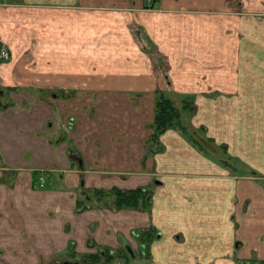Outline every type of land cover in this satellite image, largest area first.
<instances>
[{
    "label": "crops",
    "instance_id": "obj_1",
    "mask_svg": "<svg viewBox=\"0 0 264 264\" xmlns=\"http://www.w3.org/2000/svg\"><path fill=\"white\" fill-rule=\"evenodd\" d=\"M7 2L0 0V44L11 51L0 66V179L5 168L21 174L0 182V249L19 263L28 246L64 252L91 234L112 245L109 231L128 235L152 222L165 235L153 246L161 264H264V0ZM236 8L244 14L213 13ZM162 97L184 113L150 154ZM184 110L213 147L220 126L233 130L229 154L257 153L252 165L261 173L235 175L216 148L200 154ZM43 171L46 189L35 179ZM82 177L87 189H135L152 178L163 186L151 215L96 203L77 214Z\"/></svg>",
    "mask_w": 264,
    "mask_h": 264
},
{
    "label": "flooded vegetation",
    "instance_id": "obj_2",
    "mask_svg": "<svg viewBox=\"0 0 264 264\" xmlns=\"http://www.w3.org/2000/svg\"><path fill=\"white\" fill-rule=\"evenodd\" d=\"M6 44V43H5ZM8 63V62H7ZM0 84H4L3 79L0 77ZM73 120L70 121V128H73ZM156 140L154 139V135L150 138V143H154ZM159 145H152L147 144V149L150 154H157L161 152V148H159ZM69 156L71 158H74L76 160L80 159L81 155L80 153L75 150L71 149L69 152ZM83 165V164H82ZM81 165V167H82ZM80 169V167H79ZM82 173L86 172V169L81 168ZM48 171L39 172L35 177V179H40L43 181L45 186L44 179L49 178ZM152 175V174H151ZM153 176V175H152ZM85 178L82 177L80 187H79V195L78 201H82L83 203L77 204L76 212L77 214H81L87 210H90L92 208V203L95 202L96 204H100L102 208L109 209L113 212H119L125 209H131L135 211H140L143 213H149L152 214L153 209V203H154V195L156 193L155 190L162 188L163 182H161L159 179L152 178L151 182L148 185L145 186H139L135 189H121L119 187H112L111 189L105 190V189H98V188H92L87 189L85 188ZM116 190L122 191V192H129V191H136L140 190L142 193L146 194L148 197H150V201L147 203L146 207L141 208H117L115 205V192ZM108 201L106 203L105 201ZM109 206V204H111ZM109 206L105 207L106 205ZM144 204H142L143 206ZM103 223H108L110 226V221L108 216H103ZM103 223L101 227V223L99 221V229L103 228ZM98 224L92 225V232L94 233ZM109 234L113 237V241L115 242L112 245H99L94 240L93 235L88 238V241H93L92 245L90 247H94L97 249L96 253L93 254H86V256L83 257V259L80 261L78 260H64V261H54L51 264H161V262H156L155 255L153 251V246L155 243H159L165 238L164 233L158 229L152 222L147 225H139L133 230L130 231L128 235H125L123 231L116 229L115 231H109ZM69 248L74 247V241L69 242ZM196 264H200L198 261L195 262ZM176 264V263H173Z\"/></svg>",
    "mask_w": 264,
    "mask_h": 264
},
{
    "label": "rangeland",
    "instance_id": "obj_3",
    "mask_svg": "<svg viewBox=\"0 0 264 264\" xmlns=\"http://www.w3.org/2000/svg\"><path fill=\"white\" fill-rule=\"evenodd\" d=\"M7 1H5V3H8ZM237 1H240V0H237ZM2 5H5V4H2ZM203 11H205V10H203ZM214 11H213L214 14H216V12H217L219 15L229 14V15H234V16H241L245 12V10H242V9H239V8L230 9L227 12H222V10H214ZM209 13H212V11H210ZM3 65L4 64H1L0 63V66L1 67ZM4 87H5V84H3V85L0 84V91ZM190 106H191V108H190L191 110H192V107H194L193 110H192V112L197 113V105L191 104V105L188 106V108ZM3 107H5V105ZM218 110H219L220 114L222 113V116L220 115L219 119L225 121L226 118L228 117L227 107L226 106H222V108H219ZM184 111L187 112L188 110H184ZM181 112H183V111L181 110ZM205 112L208 115L210 114L211 111H210V108L208 106H205ZM187 113L188 114L185 113L186 114L185 116L187 117V120L185 122V125L187 127V131L191 130V132L189 131L188 133H193V135L191 134V136L194 137V139L198 142L197 144L200 145L199 146V152H200V154H202V155H204V156H206V157L209 158L210 155H211L210 152L211 151H214L215 148H216V150L219 149L220 157H222V159L220 158L222 164L226 168H228V169L229 168H232L230 170L235 175H237V176H243L245 174H248L249 172H250V174L256 173L257 175H259L261 173L258 170V168H255L252 165V163L256 161L257 153H253V152H244L243 153V152H241L239 154V156H237V157L231 156L229 154L228 147H229V144L232 142V139H233V136H232L233 130H232L231 135H229L228 134V131L225 129V127H223V125L220 126L219 127V130L221 131V134H220L219 138L217 139V143L215 144V147H213V145H211L212 143H209V140L207 139L206 135L204 134V129L202 128L203 126L201 128H197V129L195 127H193L194 126V119H193V117L195 116V114L194 113L191 114V112H189V111ZM235 114H237V113H235ZM241 117L243 118V116H241ZM238 124H240L243 128H245V130H246V132L248 134L250 132H252L251 131L252 130L251 129V126L252 125L249 124V122L247 120L245 121L244 118L241 121H239ZM232 127H233V124H232ZM74 129H75V127H74ZM194 129L196 130V132L194 131ZM186 138H187V140H189L191 142V139L192 138L189 139V137H187V136H186ZM240 138H242V137H240ZM241 140H242V142H240V143H242V144L244 143L245 146H248L246 144V140H243V139H241ZM248 140H250V139H248ZM153 144L155 145V143H153ZM156 145H160V143H156ZM159 148H161V150H162V146L161 145H160ZM223 155H226L227 158L224 157ZM217 160L214 158V160H212V161L216 162ZM235 166H239V167L235 168ZM179 171H182V170L179 169ZM4 173L6 175H4V177L2 179H0V182L1 183L3 182L2 180H5L6 178L7 179H10V180H14V181L17 180L18 181L19 178H20L19 177V174H21V171H18V170H10L9 168H5L4 169ZM38 173H36V174H38ZM33 174H35V173H33ZM44 182L47 183L48 182V179L47 178L44 179ZM11 186L12 187H10V188L13 189L14 185H11ZM57 187H61V185H59ZM63 188H65L64 185H63ZM44 189H46V188H44ZM45 200L46 199H44L43 201H45ZM105 202L108 203L107 200ZM78 203L81 204L83 202L82 201H78ZM93 203H95V202H93ZM111 205H112V203L109 204V206H111ZM13 206H14V209H19L18 212L20 213V215L23 216L22 209H20L18 206H16V202H14V205ZM109 206L106 205L105 207H108L109 208ZM27 213H29V212L27 211ZM49 218L51 219V218H53V216L50 215ZM25 219H26V217H25ZM44 219H45V217L42 218L43 221H44ZM43 226H45V225H43ZM27 228H28V226H26V229ZM71 230L72 229H71L70 224L69 225L66 224L64 226V234L68 235V233H72L73 230L72 231ZM75 231L73 232L74 233V237L75 238L76 237H79L80 234L78 233V230H75ZM28 233L29 232H27V234ZM91 236H92V234H91ZM26 240H27V243H31V242H29V239H26ZM47 240L49 242V240H51V238H47ZM73 241L75 243L74 244V247L73 248H69L68 247V249H67L68 251L66 250L67 252L66 251L62 252L63 250H60V249H57V248H55V249H53V248L45 249L44 248V249H37L36 251H34L33 248H31L29 246H28V248L25 247V251H26L27 257L29 256L31 259H32V253L34 251L33 254H34L35 260L34 259L31 260V259L25 257L24 259H22L23 262H19V263L18 262H15L14 258L7 256L9 254V252H7L4 249H0V264H51L54 261H61L62 262L64 260H68V259L78 260V261L80 260L81 261L83 259V257L86 256V254H93L94 252L96 253V251H97L96 248L90 247L92 245L93 241L91 242V241H88V239H87L86 246H81V247L78 246L77 241H75V240H73ZM164 247H166V246H164ZM166 249L167 248H165V250ZM165 252L167 253L168 250L165 251ZM173 263L174 262H172L171 264H173Z\"/></svg>",
    "mask_w": 264,
    "mask_h": 264
},
{
    "label": "trees",
    "instance_id": "obj_4",
    "mask_svg": "<svg viewBox=\"0 0 264 264\" xmlns=\"http://www.w3.org/2000/svg\"><path fill=\"white\" fill-rule=\"evenodd\" d=\"M180 118L181 111L175 107L173 102L162 97L157 105L154 139L158 140L161 134L171 128H174L176 123L179 122ZM196 143L198 142L196 141ZM209 143L212 142L209 140ZM149 201L150 197L142 193L140 190L129 192L116 190L115 192V205L119 209L127 207L135 209L146 207ZM142 204L144 205L142 206Z\"/></svg>",
    "mask_w": 264,
    "mask_h": 264
},
{
    "label": "built area",
    "instance_id": "obj_5",
    "mask_svg": "<svg viewBox=\"0 0 264 264\" xmlns=\"http://www.w3.org/2000/svg\"><path fill=\"white\" fill-rule=\"evenodd\" d=\"M4 1H7V0H4ZM10 60H11L10 47L5 43H1L0 44V63L5 64L9 62ZM43 185L44 183H42V186Z\"/></svg>",
    "mask_w": 264,
    "mask_h": 264
}]
</instances>
